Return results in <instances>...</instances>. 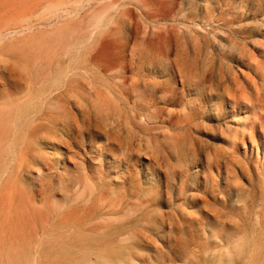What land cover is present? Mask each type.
Masks as SVG:
<instances>
[{"label": "rangeland", "instance_id": "obj_1", "mask_svg": "<svg viewBox=\"0 0 264 264\" xmlns=\"http://www.w3.org/2000/svg\"><path fill=\"white\" fill-rule=\"evenodd\" d=\"M0 36V264H94L96 241L116 239L117 230L102 233L91 225L114 195L131 197V209L145 207L126 228L159 212L181 220L186 230L173 232L180 240L171 264H205L196 262L203 255L189 244L199 234L244 245L247 256L230 264H264V0H0ZM56 70L64 71L59 89L18 118L11 107L36 100L38 84ZM98 100L126 102L120 113H109L97 108ZM167 100L174 104L167 107ZM130 111L154 122L132 128ZM107 137L124 148L108 147ZM127 146L140 150L130 164L123 161ZM86 179L90 190L80 193ZM184 194L202 205L187 203Z\"/></svg>", "mask_w": 264, "mask_h": 264}, {"label": "bare ground", "instance_id": "obj_2", "mask_svg": "<svg viewBox=\"0 0 264 264\" xmlns=\"http://www.w3.org/2000/svg\"><path fill=\"white\" fill-rule=\"evenodd\" d=\"M78 2L79 1H75V2H71V3H67L69 6H77L78 5ZM66 4V5H67ZM89 6V5H88ZM68 7H66L65 9V11L64 12H66L68 9H67ZM78 11V10H77ZM76 11V12H77ZM228 11V10H227ZM206 12V11H205ZM210 13V12H209ZM60 14V13H59ZM129 20V19H128ZM115 25H116V23H115ZM218 26V25H217ZM231 27V26H230ZM98 29V28H97ZM220 30V29H219ZM217 33H219V32H217ZM223 33V32H222ZM224 34V33H223ZM3 35V34H2ZM5 35H7V34H5ZM113 35V34H112ZM176 36V35H175ZM218 36V35H217ZM1 37V36H0ZM3 37V36H2ZM219 37V36H218ZM227 37V36H226ZM211 38V37H210ZM213 38H215L214 36H213ZM237 38V37H236ZM239 38V37H238ZM3 39V38H2ZM222 39V38H221ZM240 39V38H239ZM238 39V40H239ZM218 40V39H217ZM224 40V39H223ZM220 41V40H219ZM246 41V40H245ZM245 41L243 42V43H245ZM223 42V41H222ZM225 42V41H224ZM242 42V41H241ZM167 43V42H166ZM210 43H211V41H210ZM226 43V42H225ZM225 43H223V44H225ZM102 45H104V44H102ZM110 45V44H109ZM214 45H215V43H214ZM243 45H245V44H243ZM106 46V45H105ZM211 46V45H210ZM221 46H223V45H221ZM228 46V45H227ZM107 47V46H106ZM218 47V46H217ZM100 48H103L102 46L100 47ZM108 48H110L109 46H108ZM108 48H106V50L108 49ZM233 48V47H232ZM234 48H235V46H234ZM104 49V48H103ZM111 49V48H110ZM236 49V48H235ZM67 50L69 51V52H71V48L70 47H68L67 48ZM105 50V49H104ZM109 50V49H108ZM208 50H209V48H208ZM247 50V49H246ZM102 51V50H101ZM224 51V50H223ZM233 51V50H232ZM241 51V50H240ZM249 51V50H248ZM103 52V51H102ZM106 52H109V51H106ZM225 52V51H224ZM230 52H231V50H230ZM242 52V51H241ZM162 53H164V52H162ZM210 53H212V52H210ZM240 53V52H239ZM73 53H71V55H72ZM250 54V53H249ZM254 54V53H253ZM208 55V54H207ZM244 56H246V55H244ZM149 57V56H148ZM154 57V56H153ZM196 57V56H195ZM201 57V56H200ZM250 57V56H249ZM252 57V56H251ZM250 57V58H251ZM65 58V57H64ZM151 59L154 61V59L151 57ZM195 59V58H194ZM246 59V57L244 58V60ZM176 60V59H175ZM71 61H72V65L73 66H79V60L77 59V57L76 56H73V58H71ZM166 61V60H165ZM181 61V60H180ZM160 62V61H159ZM244 62V61H243ZM224 63V62H223ZM239 63H242V62H239ZM151 64V63H150ZM221 64V63H220ZM227 65H228V63H227ZM227 65H224V66H227ZM229 65H230V63H229ZM145 66V65H144ZM202 66H203V64H202ZM204 66H205V64H204ZM221 66V65H220ZM222 66H223V64H222ZM222 68V67H221ZM71 70V69H70ZM218 70H220L219 68H218ZM223 70V69H222ZM225 71V70H224ZM224 71H222V72H224ZM63 72L64 71H62V70H56V71H53V72H50L49 74H47V76L43 79V81L41 82V84H38V90H36V92H35V95H34V98L36 99V100H30L31 102H29V105H24V104H19V105H13L11 108H12V110L14 111V113L16 114V116L18 117V118H23V117H25L27 114H28V112H29V110H34V109H36V107L41 103V98L44 96V95H48V94H51L53 91H56V90H58L59 89V80H60V78H62L63 76H64V74H63ZM243 72V71H242ZM241 72V73H242ZM256 72V71H255ZM204 73V72H203ZM212 73V72H211ZM216 73V72H215ZM217 73H219V71L217 72ZM227 74V73H226ZM254 74V73H253ZM162 75H164V74H162ZM232 75H234V74H232ZM255 75V74H254ZM145 76V75H144ZM197 76V75H196ZM207 76H209V75H206V78H207ZM218 76H219V74H218ZM238 76V75H237ZM248 76V75H247ZM247 76H244V77H247ZM250 76V75H249ZM214 77V76H213ZM220 77V76H219ZM238 77H240V76H238ZM197 78V77H196ZM225 78V77H224ZM232 77H230V79H231ZM234 78V77H233ZM248 78V77H247ZM251 78V77H250ZM249 78V79H250ZM236 79H238V78H236ZM242 79V78H241ZM254 79V78H253ZM125 80V79H124ZM154 80V79H153ZM234 80V79H233ZM243 80V79H242ZM242 80H241V82H242ZM167 81V80H166ZM206 81V80H205ZM223 81H225L224 79H223ZM231 81H232V79H231ZM230 81V82H231ZM40 82V81H39ZM122 82H123V80H122ZM133 82H135V81H133ZM154 82V81H153ZM152 82V83H153ZM157 82V81H156ZM190 82H191V80H190ZM195 82L197 83V79L195 80ZM227 82V81H226ZM250 82H251V80H250ZM256 82V81H255ZM151 83V84H152ZM155 83V82H154ZM165 83V82H164ZM168 83V81L165 83V85ZM234 83V82H233ZM121 84V83H120ZM156 84V83H155ZM236 84V83H235ZM238 84H240V83H237V85ZM246 84V83H245ZM249 84V83H248ZM256 84V83H255ZM162 85H164V84H162ZM161 85V86H162ZM243 85V84H242ZM253 85V84H252ZM155 86L156 85H154V87H153V90H154V88H155ZM160 86V84L158 85V87ZM167 86H168V84H167ZM171 86V85H170ZM202 86V85H201ZM223 86H226L225 84L223 85ZM244 86V85H243ZM150 87V86H149ZM203 87V86H202ZM236 87V86H235ZM239 87H241V85L239 86ZM251 87H253V86H251ZM250 87V88H251ZM255 87V86H254ZM166 88H168V87H166ZM201 88V87H200ZM199 88V89H200ZM226 88V87H225ZM227 88H229V87H227ZM231 88V87H230ZM243 88V87H242ZM249 88V87H248ZM221 89H224V88H221ZM238 89V88H237ZM152 90V91H153ZM188 90V89H187ZM203 90V89H202ZM245 90V89H244ZM244 90H242V91H244ZM62 91V90H61ZM189 91V90H188ZM195 91V90H194ZM222 91V90H221ZM230 91H232V90H230ZM239 91V90H238ZM241 91V92H242ZM187 92V91H186ZM229 92V91H228ZM233 92H234V89H233ZM240 92V91H239ZM247 92V91H246ZM245 92V93H246ZM254 92V91H253ZM259 92V91H258ZM152 93V92H151ZM195 93V92H194ZM238 93V92H237ZM257 93V92H256ZM255 93V94H256ZM142 94V93H141ZM150 94V93H149ZM185 94V93H184ZM199 94V93H198ZM197 94V95H198ZM228 94V93H227ZM248 94V93H247ZM207 95V94H206ZM215 95V94H214ZM239 95H241L240 93H239ZM258 95V94H257ZM60 96H62V93L61 92H59V93H57L56 95H54V97H52V101H55V99H57V97H60ZM200 96V95H199ZM204 96V95H203ZM238 96V95H237ZM251 95L249 94V97H250ZM169 97V96H168ZM201 98V100L203 101V99H202V96H200ZM206 97V96H205ZM240 97V96H239ZM253 97H255V96H253ZM252 97V98H253ZM50 98V97H49ZM64 98V97H63ZM182 98V97H181ZM184 98V97H183ZM212 98V97H211ZM220 98V97H219ZM245 98V97H244ZM247 98V97H246ZM200 100V101H201ZM229 100V99H228ZM244 100V99H243ZM188 101V100H187ZM192 101V100H191ZM195 101V100H194ZM194 101H193V103H194ZM235 101V100H234ZM74 102V101H73ZM80 102V101H79ZM124 102H126V100H98L97 101V108L100 110V111H105V110H107L109 113H120L122 110L120 109V106H121V104L122 103H124ZM180 102V101H179ZM186 102V101H185ZM209 102H212L211 100H209ZM219 102H220V100H219ZM253 102V101H252ZM183 103V102H182ZM181 103V104H182ZM196 103V102H195ZM65 104V103H64ZM63 104V105H64ZM67 104V103H66ZM75 104V103H74ZM77 104V103H76ZM76 104H75V107H76ZM82 104V103H81ZM174 104V101H172V100H167L166 101V103H165V105H167V107L168 106H170V105H173ZM179 104V103H178ZM181 104H180V106H181ZM197 104H198V102H197ZM203 104V103H202ZM204 104H205V102H204ZM237 104V103H236ZM236 104H235V107H236ZM246 104H248V103H246ZM253 104V103H252ZM251 104V105H252ZM84 105V104H83ZM199 105H200V102H199ZM207 105H209V104H207ZM237 105H240V104H237ZM254 105H255V103H254ZM125 106V105H124ZM184 106V105H183ZM185 106H187L186 104H185ZM193 106H195V104H193ZM198 106V105H197ZM205 106H206V104H205ZM49 107H51V106H49ZM57 107V106H56ZM81 107V106H80ZM201 108L203 107V105L202 106H200ZM211 107V106H210ZM213 107V106H212ZM242 107V106H241ZM247 107V106H246ZM251 106L249 105V108H250ZM255 107V106H254ZM253 107V108H254ZM10 108V107H9ZM10 108V109H11ZM54 109V107L52 106L51 107V109ZM83 108H85V106L83 107ZM185 108V107H184ZM183 108V111H185V109ZM191 108V107H190ZM194 108H196V107H194ZM200 108V109H201ZM204 108V107H203ZM238 108V107H237ZM56 109V108H55ZM79 109V108H78ZM179 109V108H178ZM209 109H212V108H209ZM255 109H256V107H255ZM189 110V109H188ZM195 110V109H194ZM193 110V111H194ZM198 110H199V108H198ZM234 110V109H233ZM250 110H251V108H250ZM79 111L81 112L82 110H80L79 109ZM192 111V112H193ZM196 111V110H195ZM201 111V110H200ZM203 111V110H202ZM211 111V110H210ZM156 112V111H155ZM204 112V111H203ZM209 112V111H208ZM74 113V112H73ZM194 113V112H193ZM197 113H198V111H197ZM200 113H202V112H200ZM206 113V112H205ZM72 114V113H71ZM75 114V113H74ZM74 114H72V115H74ZM84 114V113H83ZM126 114V113H125ZM187 114H189V112L188 113H184L183 115H187ZM14 115V114H13ZM171 115V114H170ZM180 115V114H179ZM200 115V114H199ZM209 115V114H208ZM210 115H211V117H212V113L210 112ZM76 116V115H75ZM75 116H74V118H75ZM191 116V115H190ZM189 116V117H190ZM195 116V115H194ZM193 116V117H194ZM198 116V115H197ZM69 118V117H68ZM205 118V117H204ZM207 118V117H206ZM76 119V118H75ZM169 119V118H168ZM126 120L128 121V123H129V125L132 127V128H134V125H136V126H138V127H140V128H145L146 126H148L147 124L148 123H150V122H154V118H152L151 116H149V115H147V114H144L143 112H141V113H139V112H135V111H130L129 113H127V115H126ZM205 120V119H204ZM86 123V122H85ZM250 124V123H249ZM13 125V124H12ZM72 125V124H71ZM251 126V125H250ZM66 127V126H65ZM75 128H78V126L75 124ZM65 129V128H64ZM63 129V130H64ZM85 129V128H84ZM186 129V128H185ZM251 129V128H250ZM181 130V129H180ZM61 131V130H60ZM68 131V130H67ZM73 131V130H72ZM66 132V131H65ZM70 132V131H69ZM69 132H68V134H69ZM86 132V131H85ZM88 132V131H87ZM72 133V132H71ZM78 133H81L80 131H78ZM129 133V132H128ZM66 134V133H65ZM96 134V132H95V130H94V135ZM90 135V134H89ZM117 136H118V134H116ZM246 135V134H245ZM244 135V136H245ZM252 135V134H251ZM73 136V135H72ZM114 136H115V134H114ZM119 137V136H118ZM117 137V138H118ZM130 138V137H129ZM244 138V137H243ZM42 139H44V138H42ZM64 139V138H63ZM106 140H105V142H107V146L108 147H114V146H120V148H124V146H123V144L122 143H120L117 139H110L109 137H107V138H105ZM238 139V138H237ZM65 140V139H64ZM130 140H131V138H130ZM137 140V139H136ZM239 140V139H238ZM41 141V140H40ZM63 141V140H62ZM66 141V140H65ZM134 141V140H133ZM48 142V141H47ZM50 142V141H49ZM235 142H236V140H235ZM233 143V142H232ZM74 144L75 145H77V143L76 142H74ZM121 144H122V146H121ZM234 144V143H233ZM49 145H51V146H54L55 147V145H54V143H49ZM57 145V144H56ZM134 145H135V143H134ZM235 145V144H234ZM40 147H41V145H39ZM60 146V145H59ZM198 146V145H197ZM23 147V146H22ZM166 148H170V147H166ZM128 149V146H127V148L126 149H124V152H123V161L124 162H126V164H130L131 163V160L133 159V158H136L137 157V155H135L136 153H137V151L139 150V149H137L136 150V152H135V154L132 152V151H129V150H127ZM131 149V148H130ZM190 149V148H189ZM20 150V149H19ZM195 150V149H194ZM140 151V150H139ZM168 151H170L169 149H168ZM172 151V150H171ZM188 152V151H187ZM189 152H191V151H189ZM189 152H188V154H189ZM122 153V152H121ZM161 153H162V151H161ZM193 153V152H192ZM194 153H195V151H194ZM187 154V153H186ZM177 155V154H176ZM189 155H191V154H189ZM184 156V155H183ZM187 156V155H186ZM192 157H189V158H191V159H193L194 157H193V155H191ZM230 156L231 155H229V158H230ZM234 156V155H233ZM41 157V156H40ZM139 157V156H138ZM176 157H178V156H176ZM175 157V158H176ZM187 157V158H188ZM197 158V157H196ZM227 158V157H226ZM231 158H232V156H231ZM154 159V158H153ZM152 159V160H153ZM173 159V158H172ZM177 159H179V158H177ZM219 159H220V157H219ZM219 159H217V160H219ZM235 159V158H234ZM13 160V159H12ZM167 160V159H166ZM165 160V161H166ZM187 160H189V159H187ZM210 160V159H209ZM216 160V161H217ZM155 161V160H154ZM165 161H164V163H165ZM195 161H196V159H195ZM220 161V160H219ZM223 161V160H222ZM227 161V160H226ZM229 161V160H228ZM235 163L237 164V161L238 160H236L235 159ZM173 162V161H172ZM181 162V161H180ZM188 162V161H187ZM190 162V161H189ZM189 162H188V164H189ZM191 162H192V160H191ZM209 162H211V161H209ZM224 162V161H223ZM234 161L232 160L231 161V163H233ZM41 163V162H40ZM154 163V162H153ZM184 163V162H183ZM195 163V162H194ZM212 163V162H211ZM42 164V163H41ZM176 164V163H175ZM188 164H187V167L186 168H188ZM210 164V163H209ZM224 164H228V163H226V162H224ZM223 164V165H224ZM165 165H166V163H165ZM184 165V167H185V164H183ZM214 165V164H213ZM219 165V164H218ZM238 165V164H237ZM256 165V164H255ZM130 166V165H129ZM173 166H174V164H173ZM220 166V165H219ZM21 167V166H20ZM127 167V166H126ZM125 167V168H126ZM158 167H160V165L158 166ZM167 167H168V164H167ZM166 166L165 167H162V170H164L165 172L166 171H168V169L167 170H165V168H167ZM169 167H171V166H169ZM176 167V166H175ZM221 167V166H220ZM226 167H227V165H226ZM237 167V166H236ZM255 167V166H254ZM9 168H11V167H9ZM128 168V167H127ZM131 168V167H130ZM173 168V167H172ZM171 168V170H173V169H175V168H173L172 169ZM186 168H185V170H186ZM208 168H209V166H208ZM219 168V167H218ZM228 168V167H227ZM129 169V168H128ZM128 169L126 170L127 172H128ZM159 169V168H158ZM157 169V170H158ZM216 169V170H215ZM215 171H219V170H217V168L215 167ZM221 169V168H220ZM234 169V168H233ZM247 169H249V168H247ZM255 169H256V167H255ZM255 169H253V171L255 170ZM131 170V169H130ZM129 170V171H130ZM169 170H170V168H169ZM170 170V171H171ZM185 170H184V172H185ZM209 170V169H208ZM176 171H179V170H176ZM225 171H226V168H225ZM227 171H229V170H227ZM230 171H232V170H230ZM173 172H174V170H173ZM181 172V171H180ZM259 172V171H258ZM261 172H262V170H261ZM168 173V172H167ZM186 173V172H185ZM248 173H249V171H248ZM248 173H246V174H248ZM253 173V172H252ZM252 173H251V175H252ZM254 173H255V171H254ZM23 174V173H22ZM172 174V173H171ZM170 174V175H171ZM182 174V176H183V172L181 173ZM212 174V171H210V175ZM215 174H216V172H215ZM214 174V175H215ZM168 175V174H167ZM187 174H185V176H186ZM216 175H218V174H216ZM220 175V174H219ZM218 175V176H219ZM251 175L249 176V174H248V176H247V178L248 177H251ZM172 176H173V174H172ZM172 176L169 178L168 177V180L170 179L171 180V178H172ZM165 177V176H164ZM216 177V176H215ZM214 177V178H215ZM179 178V177H178ZM183 178V177H182ZM188 178H190V177H188ZM197 178V177H196ZM212 178H213V176H212ZM263 178V177H262ZM173 179V178H172ZM186 179V178H185ZM185 179H183V180H185ZM192 179H193V177H192ZM209 179V178H208ZM211 179V178H210ZM220 179V178H219ZM123 180V179H122ZM125 180H126V177H125ZM183 180H181L182 182H183ZM196 180V179H195ZM207 180V179H206ZM216 180V179H215ZM222 180H224V179H222ZM236 180V179H235ZM252 180V179H251ZM208 181V180H207ZM211 181H212V179H211ZM229 181V180H228ZM231 181H232V179H231ZM230 181V182H231ZM234 181V180H233ZM233 181H232V185H233ZM170 182H172V181H170ZM185 182V181H184ZM189 182V181H188ZM204 182H206L205 180H204ZM181 183V182H180ZM185 183H187V182H185ZM192 183H194V182H192ZM191 182H190V184H192ZM211 183V182H210ZM248 183H249V179H248ZM173 184V183H172ZM179 184V183H178ZM190 184H188L189 185V191L188 192H191V190H190V187H191V185ZM205 184V183H204ZM84 186H83V189H81V192L80 193H83L82 191L83 190H88L90 187H89V180L88 179H86V181H85V183L83 184ZM154 185V184H153ZM153 185H152V188L151 189H154L153 188ZM177 185V184H176ZM209 185V184H208ZM213 181H212V184H211V187H213V186H216V185H213ZM263 185V184H262ZM100 186V185H99ZM98 186V187H99ZM170 186V185H169ZM179 186V185H178ZM206 186V185H205ZM235 186H236V184H235ZM239 186V185H238ZM251 186V185H250ZM253 186V185H252ZM98 187L94 184V192H96L97 190H98ZM151 187V186H150ZM193 187V186H192ZM197 187H201V186H199V183H198V185H197ZM210 187V186H209ZM176 188V187H175ZM181 188V187H180ZM188 188V187H187ZM194 188V187H193ZM204 188V187H203ZM220 188V187H219ZM237 188V187H236ZM239 188V187H238ZM252 188V187H251ZM107 189V188H106ZM106 189H103V190H105V191H107ZM158 189H159V186H158ZM162 189V188H161ZM177 189V188H176ZM22 190V189H21ZM90 190V189H89ZM130 190H131V188H130ZM177 190H179V189H177ZM181 190H182V188H181ZM202 190V189H201ZM214 190V189H213ZM213 190H211V192H213L214 193V191ZM232 190V189H231ZM237 190V189H236ZM104 191V192H105ZM109 191V190H108ZM157 190L155 189V191H151L150 193H152V194H154L155 192H156ZM174 191V190H173ZM192 191H193V189H192ZM195 191V190H194ZM243 191H244V189H243ZM243 191H242V193H243ZM252 191V190H251ZM19 192V191H18ZM25 192V191H24ZM88 192V191H87ZM103 192V193H104ZM145 192V191H144ZM184 192H185V190H184ZM200 192V191H199ZM210 191L208 192V193H210V196L212 195V193H211ZM236 192V191H235ZM239 192V191H238ZM256 192V191H255ZM21 193V192H20ZM89 193V192H88ZM125 193V192H124ZM137 193V192H136ZM175 193V192H174ZM183 193V192H182ZM186 193V192H185ZM197 193V192H196ZM202 193V192H201ZM200 193V194H201ZM204 193V192H203ZM219 193V192H218ZM248 193H250V192H248ZM90 194V193H89ZM158 194H160V190L158 191ZM187 194V193H186ZM198 194V193H197ZM207 194V193H206ZM228 194H230V193H228ZM239 194H240V192H239ZM238 194V195H239ZM23 195V194H22ZM80 195V194H79ZM78 195V196H79ZM139 195V194H138ZM143 195V194H142ZM147 195H149V194H147ZM191 195V194H190ZM195 195V194H194ZM150 196V195H149ZM162 196H164V194H162ZM178 196V195H177ZM184 196H186L185 194H184ZM206 196V195H205ZM248 196V195H247ZM250 196H251V194H250ZM19 197H20V194H19ZM150 197H152V196H150ZM149 197V199H150V201H149V199H148V201L151 203V198ZM160 197H161V195H160ZM212 197V196H211ZM213 197H215V196H213ZM220 197V196H219ZM228 197V196H227ZM38 198V197H37ZM131 198V197H130ZM129 198V199H130ZM137 198V197H136ZM141 198H142V196H141ZM144 198V197H143ZM143 198H142V200H143ZM148 198V197H147ZM155 198V197H154ZM175 198H177V197H175ZM180 198H182V197H180ZM184 198V197H183ZM204 198H206V197H204ZM208 198V197H207ZM241 198V197H240ZM243 198V197H242ZM251 198H253L252 196H251ZM250 198V199H251ZM52 199V198H51ZM80 199V198H79ZM108 199V198H107ZM129 199H127L126 198V196L124 195V196H120V195H118V196H116V195H114L113 196V203L111 204V205H109L108 207L106 206V208H107V210L104 212V213H102V215H100L99 214V217H98V220L97 221H95L94 222V224H91V225H98V226H101L102 227V233H108V232H111V231H116L115 233H116V239L115 240H110V239H107V240H104L103 241V239H98L97 241H96V260L94 261V264H104V263H106V264H144V263H147V264H168L169 262H170V264H171V262H175V254H174V250H175V248L178 246V243H179V240H180V237H178V236H176V235H174L173 234V232H175V231H177V232H184L186 229H185V226H184V224L181 222V220L180 219H178V217H175V216H171V217H168L167 215V217L168 218H166V216H165V214L164 213H161V212H159V213H157V214H153V215H151V214H146V216H144V217H142V218H140L139 219V223H138V227L136 228V229H131V227L129 226V227H127L126 228V224H128L130 221H131V219L132 218H135V217H137L138 216V212L139 211H141L142 209H144L145 210V207L141 204V202L140 203H136V204H134V205H136V206H134L136 209H131L132 208V206L133 205H130V201H129ZM156 199V198H155ZM165 199H166V196H165ZM209 199V198H208ZM207 199V200H208ZM215 199V198H214ZM214 199H212V200H214ZM217 199V198H216ZM239 199V198H238ZM78 200V199H77ZM185 200L187 201V203H189V204H194V203H199V202H202L203 201V199H202V201L200 200V199H198V198H196V196L194 197V196H189V195H187L186 197H185ZM220 200V199H219ZM105 201V200H104ZM107 201V200H106ZM136 201V200H135ZM139 201V200H138ZM152 201H153V199H152ZM162 201H164V200H162ZM172 201V200H171ZM211 201V200H210ZM256 201V200H255ZM132 202V201H131ZM134 202V201H133ZM132 202V203H133ZM144 202V201H143ZM154 202V201H153ZM168 202H169V197H168ZM181 202V201H180ZM184 202V201H183ZM221 202H222V200H221ZM224 202L225 201H223L222 202V204H224ZM56 203V202H55ZM54 203V204H55ZM111 203V202H110ZM182 203V202H181ZM207 203H210V202H207ZM211 203H212V201H211ZM210 203V204H211ZM220 203V202H219ZM225 203H227V202H225ZM100 203H98V205H99ZM146 204H148V203H145L144 205L145 206H147ZM176 204H179V203H176ZM221 204V203H220ZM156 205V204H155ZM181 205V204H180ZM190 205V206H191ZM196 205V204H195ZM202 204H200L199 203V206H201ZM204 205H206V202H205V204ZM218 205V204H217ZM99 206H101V204L99 205ZM157 206V205H156ZM183 206V205H182ZM61 207V206H60ZM102 207H104L103 205H102ZM172 207V206H171ZM184 207V206H183ZM223 207V206H222ZM255 207H256V204H255ZM100 208V207H99ZM99 208H97V209H99ZM149 208V207H148ZM147 208V209H148ZM191 208V207H190ZM189 208V209H190ZM195 208V207H194ZM201 207H199L198 208V210L200 209ZM61 209V208H60ZM95 209V208H94ZM96 209V210H97ZM101 209V208H100ZM99 209V210H100ZM152 209V208H151ZM157 209V208H156ZM171 209V208H170ZM203 209V208H202ZM201 209V210H202ZM93 210V209H92ZM155 210V209H154ZM165 210V209H164ZM169 210V209H168ZM201 210H199V212L201 211ZM215 210V209H214ZM213 210V211H214ZM219 210V209H218ZM217 210V211H218ZM95 211V210H94ZM143 211V210H142ZM152 211H153V209H152ZM167 211V210H166ZM172 211V210H171ZM216 211V212H217ZM179 212V211H178ZM215 212V213H216ZM98 213V212H97ZM100 213V212H99ZM141 213V212H140ZM146 213V212H145ZM152 213V212H151ZM177 213V212H176ZM203 213V211L200 213V214H202ZM204 213H205V210H204ZM184 214V213H183ZM92 215V214H91ZM140 215V214H139ZM168 215H170V211H169V213H168ZM175 215H177V214H175ZM211 215V214H210ZM143 216V215H142ZM178 216V215H177ZM181 217V216H180ZM182 217H184L183 215H182ZM181 217V218H182ZM210 217V216H209ZM221 217V216H220ZM225 217V216H224ZM227 217V216H226ZM139 218V217H138ZM213 218V217H212ZM91 219V218H90ZM183 219V218H182ZM193 219V218H192ZM207 219V218H206ZM214 219V218H213ZM186 220V219H185ZM188 220V219H187ZM190 220V219H189ZM194 220H195V218H194ZM194 220H193V222H194ZM201 220V219H200ZM207 220H210V219H207ZM183 222H184V220H182ZM215 221V220H214ZM213 221V222H214ZM92 222V221H91ZM190 222V221H189ZM198 223V220L197 221H195V223ZM204 222V218H203V221H202V223ZM209 222V221H208ZM218 222H220V221H218ZM225 222H226V220H225ZM191 223V222H190ZM214 223H216V221L214 222ZM130 224V223H129ZM132 224V223H131ZM204 224V223H203ZM218 224H220V223H218ZM124 225H126V226H124ZM195 226H196V224H194ZM215 225V224H214ZM226 224H224V226H225ZM89 226V225H88ZM202 226V225H201ZM208 226H209V224H208ZM210 226H212V224L210 225ZM191 227H192V225L190 224V229H191ZM197 227V226H196ZM204 227V226H203ZM216 227V226H215ZM206 228V227H205ZM211 228V227H210ZM213 228V227H212ZM223 228V227H222ZM231 228H233V227H231ZM187 229H188V226H187ZM199 229V225H198V227H197V230ZM204 229V228H203ZM202 229V230H203ZM208 229V228H207ZM71 230H73V229H71ZM192 230V229H191ZM190 230V233H192V231ZM209 230V229H208ZM152 231H155L157 234H158V236H155V235H151V232ZM167 232V233H165L164 234V232ZM225 231V230H224ZM223 230H222V232H224ZM61 232V231H60ZM74 232V231H73ZM72 232V233H73ZM100 232V233H101ZM197 232V231H196ZM200 232V231H199ZM203 232V231H202ZM210 232V231H209ZM208 232V233H209ZM239 232V231H238ZM72 233H71V235H72ZM114 233V234H115ZM185 233V232H184ZM221 233V232H220ZM68 234V233H67ZM70 234V233H69ZM153 234V233H152ZM206 234V233H205ZM101 235V234H100ZM99 235V236H100ZM106 235V234H105ZM189 235V234H188ZM187 235V236H188ZM96 236V235H95ZM190 236V235H189ZM114 237V238H115ZM230 238H228V240H223L222 239V236H220V235H218V236H215L214 237V240H213V242H209L208 241V237H205V236H202V235H200L199 234V237H192V239L191 240H189V244L190 245H192V246H195V250L197 251V252H200L201 253V255H203V256H200L201 258L199 259V260H196V262H205V264H222V262H233V263H236V262H242L243 261V259L247 256V251H246V248H245V246L244 245H242V244H237L236 242L238 241L237 240V238H236V244H234V243H231L232 241H230L229 240ZM240 241V240H239ZM239 243V242H238ZM219 248L221 251H219L218 253H217V251L216 250H214L213 248ZM165 248H167L166 249V251H165ZM147 250H150V251H154L155 252V255L153 254V253H151V255L149 254V253H146L147 252ZM224 251V252H223ZM149 252V251H148ZM193 253V252H192ZM153 254V255H152ZM225 255H226V258L224 259V257H225ZM194 256V255H193ZM192 257V256H191ZM176 258H177V256H176ZM195 258V257H194ZM182 259V258H181ZM184 260H186L185 262H190V255H188V257H186ZM140 261V262H139ZM145 261V262H144ZM65 264H70V262H65ZM77 264H92V263H90V262H77ZM204 264V263H203ZM230 264V263H229Z\"/></svg>", "mask_w": 264, "mask_h": 264}]
</instances>
